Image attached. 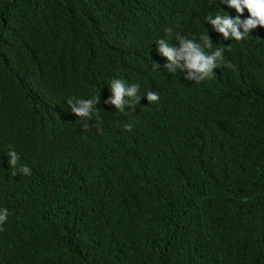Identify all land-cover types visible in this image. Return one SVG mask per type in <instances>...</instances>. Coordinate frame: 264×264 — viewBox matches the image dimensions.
I'll use <instances>...</instances> for the list:
<instances>
[{
	"label": "trees",
	"instance_id": "obj_1",
	"mask_svg": "<svg viewBox=\"0 0 264 264\" xmlns=\"http://www.w3.org/2000/svg\"><path fill=\"white\" fill-rule=\"evenodd\" d=\"M223 11L0 0V264H264V27L226 40L206 20ZM204 35L224 63L197 84L157 43ZM113 79L160 99L120 112ZM99 96L87 124L66 103Z\"/></svg>",
	"mask_w": 264,
	"mask_h": 264
},
{
	"label": "clouds",
	"instance_id": "obj_2",
	"mask_svg": "<svg viewBox=\"0 0 264 264\" xmlns=\"http://www.w3.org/2000/svg\"><path fill=\"white\" fill-rule=\"evenodd\" d=\"M220 4L227 5L234 9L238 15L233 18L230 14H217L214 17H206L207 23L213 25L214 29L226 40L242 41L249 36L250 30L258 27H264V0H220ZM245 9L250 14L247 19L241 20ZM243 29V32L240 31ZM200 43L195 40H183L182 48L176 50L170 43L164 40L158 41V50L163 54L174 68L184 66L193 73L187 79L199 84L206 80H211L215 75V70L224 63L225 48L216 47L211 52L206 49H212V40L208 35L199 37ZM184 62L182 65L181 62ZM138 84H128L123 79H113L108 88L112 92V97L108 103L120 112L126 110L134 111L139 105L140 99L146 97L152 103L159 101V95L155 92H148L144 96L139 95ZM67 106L71 108L73 114L81 119L82 123L87 124L89 120L99 119L98 105L101 103L100 96L90 99L70 98L66 101ZM131 131V126H128ZM12 174L22 173L25 176L31 175V168L26 163H21L20 155L13 149H10L6 155ZM9 211L7 208H0V231L8 222Z\"/></svg>",
	"mask_w": 264,
	"mask_h": 264
}]
</instances>
